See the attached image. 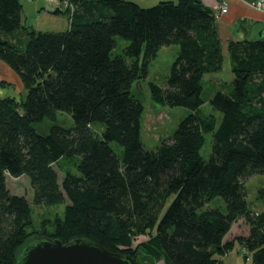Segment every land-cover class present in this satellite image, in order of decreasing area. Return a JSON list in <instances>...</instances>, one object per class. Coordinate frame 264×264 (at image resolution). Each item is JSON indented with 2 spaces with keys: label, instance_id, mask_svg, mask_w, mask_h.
<instances>
[{
  "label": "trees",
  "instance_id": "1",
  "mask_svg": "<svg viewBox=\"0 0 264 264\" xmlns=\"http://www.w3.org/2000/svg\"><path fill=\"white\" fill-rule=\"evenodd\" d=\"M59 1L72 7L62 10L67 30L40 32L22 23L20 0H0V62L26 91L19 102L0 98V264H16L32 242L31 205L64 206L51 237L42 239L88 240L136 264L140 256L162 264H222L236 242L252 264H264V211L250 210L244 187L249 177L264 176V41L227 43L233 81L228 93L209 101L221 114L217 123L200 111L203 76L223 63L213 9L201 0L149 8L124 0ZM116 38L128 44L113 56ZM171 45L178 54L165 85L148 84L150 98L190 113L148 151L140 139L144 108L132 89ZM57 113L67 114L72 127L35 130L33 124L53 123ZM207 134L210 154L203 160ZM67 161L73 168L62 169ZM22 176L31 204L7 189V177ZM216 198L224 212L208 207ZM240 219L247 236L225 241Z\"/></svg>",
  "mask_w": 264,
  "mask_h": 264
},
{
  "label": "rangeland",
  "instance_id": "2",
  "mask_svg": "<svg viewBox=\"0 0 264 264\" xmlns=\"http://www.w3.org/2000/svg\"><path fill=\"white\" fill-rule=\"evenodd\" d=\"M134 2L142 8L152 7L159 2L177 0H124ZM255 0H250L246 3H251ZM22 5V23L24 26L33 28L35 31L40 32H63L68 28V19L62 13V10L69 11L72 7L63 6L60 8V12L53 14L54 9L60 4L59 0H20ZM217 6L225 1L217 2ZM227 11H228V4ZM216 6V7H217ZM248 6V5H247ZM214 8V10L216 9ZM249 7V6H248ZM250 8V7H249ZM252 9V8H251ZM213 10V11H214ZM254 10V9H253ZM261 9V11H263ZM257 11V10H256ZM256 31V30H255ZM250 32L249 40H256V32ZM253 33V34H252ZM22 34H16L14 37L16 40H21ZM23 39V38H22ZM116 47L112 52L113 56L122 54V49L128 44L127 41L121 38H116ZM178 46L171 45L163 47L157 53L155 60L151 62L148 68V77L145 81L135 84L132 89L133 95L143 105V114L140 120V139L145 150H154L159 144L172 136L173 132L178 127L180 121L190 113L189 110L182 107H163L154 103L150 98V92L148 88L149 83H154L159 87H163L166 83V79L169 75L170 67L174 59L178 54ZM223 63L221 69L217 73L205 74L202 79V99L203 105L200 107L202 114L206 116H212L217 120V123L221 119V114L214 110L209 104L212 96L218 92L228 93L232 89L233 75L229 59L226 52V47H222ZM5 65V64H3ZM4 69V68H2ZM18 76L5 65V70H0V98H15L16 101H21L26 95L25 89L18 85L13 76ZM11 76V77H10ZM19 79V78H17ZM2 81V82H1ZM20 83V82H19ZM22 85V84H21ZM52 124H57L70 128L73 125L72 119L65 113H57L56 120L52 123L49 120H43L40 123L33 124L35 130L39 133L48 132ZM111 148L117 155L121 154V149L115 143L111 144ZM203 160H207L210 154V135H205V142L199 152ZM73 162L67 161L63 164L62 169L73 168ZM56 171L58 168H55ZM59 179L61 180L62 174L58 170ZM7 189L10 194L24 197L29 204L32 203V191L29 181L26 177L6 179ZM246 192V201L250 210L255 212L264 211V176L253 175L249 177L244 184ZM209 208H217L221 212L225 211V204L220 198H216L208 205ZM32 209V227L29 229L31 236L29 241H34L42 238H50L53 231V226L58 218H62L64 206L54 207H35L31 205ZM248 234V226L243 219L232 225L229 234L226 236L225 241H235L238 238L246 237ZM146 238H139L135 241L134 245L143 242ZM27 240V241H28ZM141 264H162L160 262L153 263L150 259H145L140 256ZM222 264H252L251 255L245 251L242 246L236 242L234 248L225 257L222 258Z\"/></svg>",
  "mask_w": 264,
  "mask_h": 264
},
{
  "label": "water",
  "instance_id": "3",
  "mask_svg": "<svg viewBox=\"0 0 264 264\" xmlns=\"http://www.w3.org/2000/svg\"><path fill=\"white\" fill-rule=\"evenodd\" d=\"M264 41V29L258 34ZM16 264H136L130 256L111 252L84 239L67 244L54 239L34 240L20 252Z\"/></svg>",
  "mask_w": 264,
  "mask_h": 264
},
{
  "label": "crops",
  "instance_id": "4",
  "mask_svg": "<svg viewBox=\"0 0 264 264\" xmlns=\"http://www.w3.org/2000/svg\"><path fill=\"white\" fill-rule=\"evenodd\" d=\"M201 1L205 6L213 10L217 6V2L225 1L228 4L227 13L216 20V30L221 42V47H226L227 43L231 40H249V30L250 32L256 30V36L258 37L260 31L264 29V10L256 11L249 8L246 3L250 0ZM0 70H5V65L1 62ZM17 78L14 75L12 79H15L18 82L17 84L23 87V85H21L22 83Z\"/></svg>",
  "mask_w": 264,
  "mask_h": 264
},
{
  "label": "built area",
  "instance_id": "5",
  "mask_svg": "<svg viewBox=\"0 0 264 264\" xmlns=\"http://www.w3.org/2000/svg\"><path fill=\"white\" fill-rule=\"evenodd\" d=\"M247 5L254 10L261 11V9L264 8V0H255V1H252L251 3H248ZM60 6H63L62 3H61V5L59 4L57 7H60ZM64 6L68 7L66 2L64 3ZM226 13H227L226 3L225 4L221 3L214 10V15H215L216 19L219 18L220 16L226 14Z\"/></svg>",
  "mask_w": 264,
  "mask_h": 264
}]
</instances>
